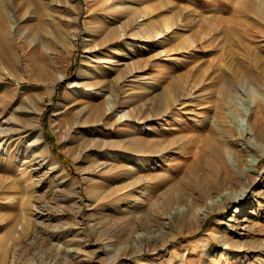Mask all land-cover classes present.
<instances>
[{"label":"rangeland","instance_id":"obj_1","mask_svg":"<svg viewBox=\"0 0 264 264\" xmlns=\"http://www.w3.org/2000/svg\"><path fill=\"white\" fill-rule=\"evenodd\" d=\"M1 2L21 63L3 64L0 51V110L16 128L9 153L0 146V264H222L211 256L224 255L235 238L244 248L229 249V264L237 257V264H257L264 247V78L227 86L217 75L223 62L227 74L236 64L230 52L223 58L230 47L223 33L258 29L264 0ZM170 83L168 116L180 115L166 132L178 150L174 161L184 137V148L197 151L194 165L205 168L198 142L208 137L226 152L225 161H211L233 169L236 187L212 198L213 209L198 222L189 217L200 205L179 212L191 203L187 195L160 221L141 223L130 212L138 192L117 141L168 126L146 118L141 106L156 96L165 109ZM98 103L112 107L99 121L92 115ZM39 131L43 140L34 138ZM201 206L200 213L209 209ZM168 213L181 220L168 226Z\"/></svg>","mask_w":264,"mask_h":264},{"label":"bare ground","instance_id":"obj_2","mask_svg":"<svg viewBox=\"0 0 264 264\" xmlns=\"http://www.w3.org/2000/svg\"><path fill=\"white\" fill-rule=\"evenodd\" d=\"M5 15V6L0 0V51L2 52L1 62H3V64L7 63L11 64L12 66H17L21 63V58L18 55L21 47H19V45L16 43L13 30L11 26H8ZM234 24H238V18H235ZM257 26L258 29L254 30L253 32L244 29L243 31H239L237 29L238 27H233V29L236 31H231V29H229L223 33V36L227 37L225 38V41L230 44V47L224 51L225 54L223 58L230 52L231 60L235 61L236 64L233 65L231 74H227L226 69L223 67L228 65L225 64L228 62H223L222 65L220 64V72L217 75L219 76V83L222 82L228 86L234 85V82L243 77H248L254 81L264 78V24ZM194 40L197 41L196 38ZM80 74H84V71L81 70ZM63 75L64 74H62L59 78H62ZM74 84H76V82H74ZM173 84L174 83H170L165 89V102L167 104L165 109L162 108V98L160 100V98H157L156 96H148L147 99H149V101L147 100L143 103L144 106H141L142 111H147V115H145L146 118H154L160 121H166L169 127L149 126L146 128L147 130L145 129L146 133L139 130L135 132L132 137H130L128 142L126 141L125 143H121V141H117V144H119L120 147L119 153L123 157V163L121 164V167L126 165V169H129V173H131L132 177L131 184L132 186L136 185L135 191L138 192L133 205H131L130 212L133 214L135 213L136 219L139 222H141L142 219L147 220L150 218H152L154 222L160 221L165 215L167 216L168 208L170 210V208L177 206L181 201L187 199V195H191V203H189L188 206H181L179 212L181 209L183 211L187 210L188 208L191 209L193 205H200V208L195 209L193 214H191L189 217L190 220L194 219L198 222L201 220V217L206 218L209 212L213 209L215 202L212 198L217 196L218 193L220 194L221 191L223 194H228V191H231L229 189L236 187L235 182L232 181V179L235 180L233 178V169L231 168V170L228 166L223 169L222 167L217 166L218 163L211 161L213 156L219 160L222 159L225 161L226 152L219 142L212 143L208 137H203L199 139V142L197 141L201 145V151L198 153L199 157L201 158L204 156L207 162L205 168H199L198 166L194 165L198 161L196 159V156H198L197 151L184 148V145L187 144V140L182 136V138L180 137L182 142L179 145V147H181V151H179L178 156L175 158L177 160L174 161L175 156L173 153L178 152V150L172 149L174 144L173 138L167 136L166 134V132L170 130L174 131V129L171 128V125H173V121L176 120L174 117L177 115L168 116L169 111H171L173 107V103L170 100V98L173 96ZM223 101L224 100H220L216 104L217 109L215 111V117L217 119H219V116L222 118V111L220 112V110L223 108ZM110 108L112 107L108 106L105 108L102 103H98L94 105L92 115H97V121H99L103 117L104 113H106ZM1 115L6 117L2 122L3 124L0 125V146L3 147L4 153H9L12 132H14V129L16 128L11 124L13 119L12 115H8L4 112V110H0V116ZM180 123L183 124L182 122ZM217 124L215 125L217 126ZM210 126H212V124ZM216 126H212L211 129H213L215 132H219V130H217L218 127ZM33 127L35 131L37 126L33 125ZM176 129H178L177 132H179V130L180 132L182 131V128ZM183 135L186 137V134ZM34 138L43 140V134L39 131L37 136ZM184 159L191 161L190 164H188V167L180 172L177 165ZM106 162L107 161H105V164ZM168 166L169 169L167 168ZM201 168L202 171L200 170ZM121 171H125L124 168H122ZM158 178L164 180V182L159 186L156 184V179L158 180ZM253 182V180L249 181L250 184ZM147 185L149 186L147 187ZM230 197L231 194L228 196V198ZM205 203L208 205L209 209L200 213V209L202 207L201 205H205ZM185 214L184 216H186ZM168 216H170V220L167 225L170 226L177 220V217L176 215H170L169 213ZM179 219L181 220V218ZM190 227L191 231H189L192 232V225ZM9 235L10 234H8V236ZM0 240L2 241V237ZM1 244L3 245V243ZM260 246L262 247L261 244H259L257 247L259 248ZM233 247L236 248L243 246L236 238L231 239L228 242V250L226 253L224 255H215L214 253L211 256V259H221L222 264H229L233 252V250L229 249ZM253 248H255V246ZM2 250L4 249L2 248ZM2 250L0 249V251ZM260 250H262L263 253L261 254L263 255L259 256L258 263L261 262L264 264V247H262ZM239 260L240 258L237 257L235 263L233 264L239 263Z\"/></svg>","mask_w":264,"mask_h":264},{"label":"trees","instance_id":"obj_3","mask_svg":"<svg viewBox=\"0 0 264 264\" xmlns=\"http://www.w3.org/2000/svg\"><path fill=\"white\" fill-rule=\"evenodd\" d=\"M47 131H48V130H47V127H46V136H47V137H49V136H48V134H49V133H48ZM49 138L52 140V138H51V137H49ZM59 155H60V157H61V158H63V159H64V157H63V155H62V154H59Z\"/></svg>","mask_w":264,"mask_h":264}]
</instances>
